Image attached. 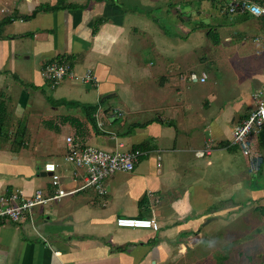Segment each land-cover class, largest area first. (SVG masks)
Returning a JSON list of instances; mask_svg holds the SVG:
<instances>
[{
  "label": "crops",
  "instance_id": "1",
  "mask_svg": "<svg viewBox=\"0 0 264 264\" xmlns=\"http://www.w3.org/2000/svg\"><path fill=\"white\" fill-rule=\"evenodd\" d=\"M58 1L61 9L21 18ZM228 1L215 6L212 0H0V23L19 16L0 25V197L51 193L47 163L56 165L63 189L80 187L83 180H74V167L64 159L68 136L111 151L148 143L132 172L105 180L103 194L83 189L35 207L25 221L0 222V264H227L228 257L221 262L218 252L204 250L208 237L242 197L264 204V188L252 191L242 183L247 158L227 145L233 124L254 110L252 95L264 91V19L229 17ZM65 4L74 6L63 9ZM178 4L181 21L196 16L209 24L198 21L200 31L168 35L158 16H168ZM203 36L218 48L215 61L237 65L231 79L248 80L246 88L239 85L235 95L220 99L216 84L201 93L205 87L188 81L195 72L205 73L208 82L209 66L198 69L189 55ZM246 40L247 73L239 62L231 64ZM206 59L212 62L208 56L200 62ZM54 60L69 62L76 77L51 86L43 66ZM134 70L136 77L128 80ZM87 71L94 84L81 80ZM121 89L127 90L126 110L109 104ZM90 106H97L96 126L103 124L97 131L82 108ZM209 138L214 151L198 158L195 151ZM255 142L263 159L264 142ZM118 217L155 218L159 230L119 228ZM221 246L217 241L211 247Z\"/></svg>",
  "mask_w": 264,
  "mask_h": 264
},
{
  "label": "built area",
  "instance_id": "2",
  "mask_svg": "<svg viewBox=\"0 0 264 264\" xmlns=\"http://www.w3.org/2000/svg\"><path fill=\"white\" fill-rule=\"evenodd\" d=\"M229 16L240 15L253 18H264V0H229L224 8ZM45 80L56 85L65 78H75L69 62L54 60L43 66ZM191 83H204L205 73H189L187 77ZM81 80L85 83H95V76L87 71ZM255 108L242 121L233 124L228 146L237 147L241 154L247 158L249 173H255L262 164V157L255 149V140L264 129V91L252 95ZM97 112L95 118H97ZM102 123L97 122L101 128ZM215 142L209 138L204 147L196 150L198 158L209 156L215 149ZM144 155L140 150H103L86 145H81L71 136L65 138V161L74 167V180H83V184L76 189L67 191L60 186V179L56 173V165L47 163L44 172L50 175L51 193L45 194L43 190H36L32 196L24 197L20 191L0 197V222L18 223L29 219L32 210L37 206L58 202L63 198L72 196L83 189H95L99 194L104 193V182L116 172H132L138 160ZM159 166V164H158ZM115 225L119 228L159 230V224L155 218L138 219L118 217Z\"/></svg>",
  "mask_w": 264,
  "mask_h": 264
},
{
  "label": "rangeland",
  "instance_id": "3",
  "mask_svg": "<svg viewBox=\"0 0 264 264\" xmlns=\"http://www.w3.org/2000/svg\"><path fill=\"white\" fill-rule=\"evenodd\" d=\"M205 3V2H204ZM174 6V7H173ZM183 5L178 4V5H171V7L168 13V16H162L161 18L157 15L154 14L156 17L158 16V21L159 26L163 31H165L168 35H172V37L175 35L176 31H179L183 35L186 34L183 31H200V27L197 25L198 21H202L205 24H209L208 19H197L196 16L192 17H184L183 20L181 21L180 19L177 18V10L179 12V9ZM176 12V13H174ZM211 13H217L219 14L217 9H212ZM167 15V14H166ZM220 17H223L221 14H219ZM231 17V16H229ZM224 20H227L224 18ZM230 20V19H228ZM207 24V25H208ZM205 25L204 27H207ZM208 28H210L208 26ZM207 28V29H208ZM206 29V30H207ZM204 30V32L206 31ZM216 32L212 33L210 36L212 38H217L218 36L215 34ZM249 38V41L252 42L254 39L252 36H247ZM248 40L243 42L242 44L243 49L238 52V54H235L234 57L231 59V64L234 65V62H239L241 67L244 68V71L247 73L249 72L251 66L249 63H246V51L245 49L247 48ZM218 48L216 45H213L210 40L208 39V42H206V37H202V45H198V48H196L195 51L189 52V55L192 58V62L194 63V66H196L198 69H202L204 66H209V69L207 70L208 73V82L204 84H196V86H203L204 88L201 93H204L205 90H209L210 88L208 86H214L215 84L218 86L216 88V95L222 99V97H226L229 95H235V91H237L239 85L243 86L245 84V88L248 85V80L247 82H241L237 78L231 79L237 76L236 69L237 65L235 67H228L226 62H221L225 63V65H221L222 63H219L218 61L214 60V57L217 54ZM208 56L212 62L209 59H206L205 63L200 62L201 57ZM240 67V68H241ZM131 69V68H130ZM133 70V69H131ZM226 70H230L232 72L227 73ZM235 74V75H233ZM136 77V73L134 70V73L131 75H128L126 78L128 80L131 78L134 79ZM223 78V79H222ZM229 79V82L231 83L232 80H234L231 85L226 81ZM129 85L123 87L127 88ZM229 86L234 89V92L229 91ZM50 88V87H49ZM121 88V87H120ZM209 88V89H208ZM219 89V90H218ZM210 91V90H209ZM127 94V90L121 89L119 91L118 97L116 99H113L112 102L110 101L109 104H112L113 106H120L121 109L126 110V100L122 99V95ZM197 102V99H194ZM109 100H106L104 103L105 105L108 103ZM108 106V104H107ZM122 112V111H121ZM120 111H118L115 114V117L120 119L122 117ZM154 115V114H152ZM156 116V115H154ZM137 117V115H136ZM140 118V117H138ZM137 118V119H138ZM129 119V118H128ZM248 166V164L246 165ZM247 168V167H246ZM245 167L241 168V173L242 176L245 177L242 179V183L247 184L252 191L256 189H262L264 188V156H263V162L261 164L260 170L258 174H251L249 172H244ZM248 189V188H247ZM237 199V198H236ZM247 198L242 197L240 204H238L237 208L235 211L229 215L224 214L225 216L221 217V219H224V222H222L224 225H222L216 233H214L213 236H211V239L208 237V243L205 245V249H210L214 253H219L220 261H224L227 258L226 263L227 264H264V215L259 211L256 210L257 207H263V202H255V203H249V201H246ZM229 221V222H228ZM228 222V223H227ZM219 242L220 246L222 245L224 249H219L217 251L216 248L211 247L213 246L214 242ZM221 246V247H222ZM207 249V250H208ZM202 252V250L200 249ZM209 251V250H208ZM224 252L226 256L224 255ZM225 256V259L223 257Z\"/></svg>",
  "mask_w": 264,
  "mask_h": 264
},
{
  "label": "trees",
  "instance_id": "4",
  "mask_svg": "<svg viewBox=\"0 0 264 264\" xmlns=\"http://www.w3.org/2000/svg\"><path fill=\"white\" fill-rule=\"evenodd\" d=\"M213 1V4L216 6V5H219L222 1H226V0H222V1H217L214 2L215 0H212ZM252 1H256V0H252ZM63 1H58L56 5H53V6H50V5H47V4H43V5H38L32 12L30 15H27V16H23L21 18L23 19H28V18H31L33 17L34 15H36L37 13L41 12V11H44V12H49V11H53V10H58V9H61L60 7V4L62 3ZM74 5H71V4H65L63 6V9L64 8H72ZM225 8V7H224ZM236 16V15H234ZM19 18V16H15V17H9V18H6L4 19L1 23V24H7V23H10L12 20H15ZM264 19V18H262ZM96 31V29H94V32ZM212 33H214V30L212 28H208V34L211 35ZM211 37V36H210ZM213 43H216L214 40H212ZM84 108V111L86 112V116L89 118L90 122L92 123L93 125V128L97 131V126L95 124V119L93 117V114L97 111V106H90V107H82ZM3 119V117L1 118L0 117V122H2L1 120ZM135 126H144V124H138V125H134ZM0 134H3L2 133V130L0 129ZM264 129H262V131L260 132V134L258 135L259 137V140L260 142L263 144L264 142ZM148 149V143H141V144H138L136 146H134L131 151H134V150H147ZM262 162H263V159H262ZM261 167V166H260ZM260 170V168H259ZM259 170H258V173H259ZM256 210H259L263 215H264V206L263 207H257Z\"/></svg>",
  "mask_w": 264,
  "mask_h": 264
}]
</instances>
